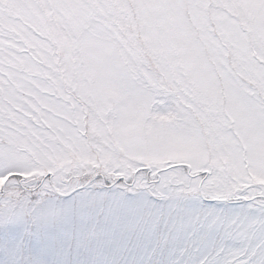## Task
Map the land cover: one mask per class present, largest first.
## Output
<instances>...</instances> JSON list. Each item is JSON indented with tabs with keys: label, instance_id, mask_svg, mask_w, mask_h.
<instances>
[{
	"label": "snow or ice",
	"instance_id": "1",
	"mask_svg": "<svg viewBox=\"0 0 264 264\" xmlns=\"http://www.w3.org/2000/svg\"><path fill=\"white\" fill-rule=\"evenodd\" d=\"M0 264H264V0H0Z\"/></svg>",
	"mask_w": 264,
	"mask_h": 264
}]
</instances>
